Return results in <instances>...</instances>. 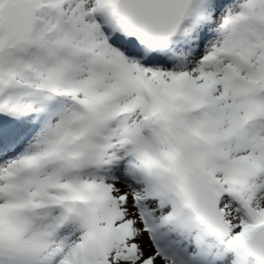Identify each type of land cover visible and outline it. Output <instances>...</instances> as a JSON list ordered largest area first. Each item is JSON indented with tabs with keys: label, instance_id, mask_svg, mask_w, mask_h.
I'll return each instance as SVG.
<instances>
[{
	"label": "snow or ice",
	"instance_id": "obj_1",
	"mask_svg": "<svg viewBox=\"0 0 264 264\" xmlns=\"http://www.w3.org/2000/svg\"><path fill=\"white\" fill-rule=\"evenodd\" d=\"M0 264H264V0H0Z\"/></svg>",
	"mask_w": 264,
	"mask_h": 264
}]
</instances>
